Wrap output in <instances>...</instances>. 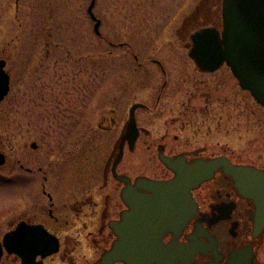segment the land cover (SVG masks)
Returning <instances> with one entry per match:
<instances>
[{
	"label": "rangeland",
	"instance_id": "rangeland-1",
	"mask_svg": "<svg viewBox=\"0 0 264 264\" xmlns=\"http://www.w3.org/2000/svg\"><path fill=\"white\" fill-rule=\"evenodd\" d=\"M91 1L0 0V57L8 58L13 76L10 93L0 103V139L11 158L17 151L24 155L36 139L42 144L37 154L44 160L48 153L57 160L65 151L74 160L78 148L71 141L77 139L81 115L87 133L89 121L95 118L97 123V114L109 108H119L121 119H126L134 103L155 107L165 77L153 60H174L194 73L185 45L191 42L193 24L186 30L182 24L197 6H207L210 0H97L94 12L102 19V36L94 31L95 21L88 13ZM173 74L175 81L184 73L174 70ZM220 74L227 77L217 87L226 86L222 108L219 105L224 101L218 98L215 113L199 112L193 125L184 127L180 121L169 133L180 136L181 143L191 140L193 145L221 141L235 158L264 168V106L241 87L230 67ZM197 77L216 85L215 77L208 79L195 71L193 78ZM197 87L203 89L204 84L192 90L198 91ZM173 94L172 88L165 92L166 96ZM171 97L160 105L166 112L152 116L153 120H147L144 109L137 112L138 124L148 127L153 136L166 130L165 119L175 113ZM200 97L194 103L204 107L206 100ZM82 108L86 113L81 114ZM33 124L39 128L30 130ZM66 126L69 129L63 130ZM63 132H68L70 140L65 146L60 143ZM141 148L139 145L125 156L135 174L146 171ZM89 155L91 160L98 157L93 151ZM75 164L70 162V166ZM151 168L159 172L156 166ZM8 172L3 175L8 177ZM7 177H0V216L24 204L22 191H28V196L34 191L26 185L28 181ZM101 182H90L85 189L96 191ZM57 186L54 191H64L60 183Z\"/></svg>",
	"mask_w": 264,
	"mask_h": 264
},
{
	"label": "flooded vegetation",
	"instance_id": "flooded-vegetation-1",
	"mask_svg": "<svg viewBox=\"0 0 264 264\" xmlns=\"http://www.w3.org/2000/svg\"><path fill=\"white\" fill-rule=\"evenodd\" d=\"M220 11L221 0H210L207 6H197L195 13L187 17L182 26L186 30L189 24H193L192 31L208 25L219 26ZM96 16L99 18L97 14ZM97 35L102 36L103 33ZM185 45L189 51L190 44ZM166 61L168 63L153 60L161 69L165 80L156 96L155 107L143 103L144 107L141 108L148 113L147 120H153L155 117L152 116L166 112V107L161 108L160 105L165 97L172 96L175 113L165 119L163 125L166 130L160 135L153 136L148 127L138 124L139 108L136 110L137 135L131 147L130 141L124 140L130 118L121 119L120 109L113 107L99 112L97 123L95 118L89 121L87 133L85 116L79 117L82 124L76 125L77 139L71 141L78 148L74 160L67 155L68 151L57 160H53L48 153L43 155L44 160L38 155L41 153L37 154L42 144L36 139L30 143L31 149L24 155L17 151L18 155L11 158L5 149L4 139H0V177H7L3 173L9 170L7 179L22 178L25 182L28 181L26 185L34 189L29 191L31 196L27 195L28 191H22L24 195L21 203L24 204L0 216V264H167L163 257L164 247L171 242H176L183 249L172 250V261L169 264H264V227L256 229V205L239 191L232 176L223 167L217 168L212 178L192 189L194 208L187 224L178 234H163L154 244L150 240L156 239H151L148 232H142L148 228L149 223L132 221L133 207L129 204V199L123 197L127 183L119 179L118 175L127 177L132 184L143 177L156 181L172 180L176 173L166 166L161 154L173 160L180 158L191 165L201 159L224 156L236 165L256 166L232 156L227 145L221 141L193 145L191 140L181 143L180 136L170 135L169 128L178 127L176 125L180 121L184 123V127H188L197 120L199 112L208 115L215 113L218 98L224 101L219 105L222 108L227 100L223 98L226 86L222 89L217 87L227 78L220 74L227 66L206 72L200 70L192 60L196 73L203 74L208 79L216 78V85L212 87L204 79L197 77L195 80V71L193 73L189 66L178 64L174 60ZM138 63L142 65L139 61ZM6 68L11 75L12 88V72L8 64ZM174 70L184 73L175 81L171 78L175 77ZM202 84L203 89L197 87L198 91L192 90L196 85L200 87ZM168 88H172L173 95H165ZM198 97L206 100L204 107H197L194 103ZM80 112L86 113L85 108ZM38 128L37 124H33L30 130ZM62 129L69 128L66 126ZM62 136L60 143L65 146L70 141L67 138L68 132H63ZM139 145L142 147L141 164L146 171L135 174L132 163L125 156L137 150ZM211 147L221 149L208 150ZM91 151L97 153L98 157L91 160ZM121 151L122 158L117 162ZM74 161L76 164L70 166V162ZM155 162L157 163L154 164ZM152 165L159 172L151 168ZM101 179L96 191L92 188L85 189L90 182L97 184ZM59 183L64 191H54L56 189L53 186L59 189ZM132 190L147 191L139 187ZM124 216L129 219L125 221V228L128 229L125 259L121 255H113L121 241L119 230ZM5 225L7 228H3ZM9 232L15 233L11 247L5 244V235ZM134 242L144 245L141 247L145 248L143 261H133L134 256L138 258L137 254H133Z\"/></svg>",
	"mask_w": 264,
	"mask_h": 264
},
{
	"label": "water",
	"instance_id": "water-1",
	"mask_svg": "<svg viewBox=\"0 0 264 264\" xmlns=\"http://www.w3.org/2000/svg\"><path fill=\"white\" fill-rule=\"evenodd\" d=\"M92 1L89 11L93 18ZM101 21L97 20L96 31L99 32ZM192 48L190 57L202 71H214L224 63L229 65L243 89L249 90L258 103L264 106V0H223V29L205 27L191 35ZM6 60L0 59V101L10 89V75L5 71ZM143 106L134 104L131 108V119L127 127L124 140L130 141L131 147L137 135L136 109ZM119 153L117 162L122 158ZM163 162L175 171L176 176L169 181H156L139 178L132 184L127 177L118 175L127 186L123 190V197L129 199L133 207V222H148L145 231L151 239L156 241L163 234L173 232L178 234L183 230L192 214L194 203L192 189L202 181L212 178L217 168L223 167L235 181L239 191L246 197L253 199L256 205V229L264 227V170L251 165H236L224 156L209 160H198L196 164H187L180 158L173 160L161 154ZM147 191H133L135 188ZM125 221L119 230L121 241L117 244L113 255L124 258L126 240L128 238ZM14 232L5 235V244L11 247ZM152 244V245H154ZM147 245V244H146ZM150 245V243L148 244ZM133 261H143L144 245L133 243ZM182 250V246L171 242L164 247V262L171 263L172 250Z\"/></svg>",
	"mask_w": 264,
	"mask_h": 264
}]
</instances>
